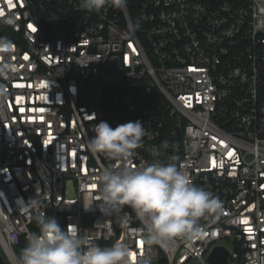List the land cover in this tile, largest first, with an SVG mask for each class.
Listing matches in <instances>:
<instances>
[{
    "label": "built area",
    "instance_id": "obj_1",
    "mask_svg": "<svg viewBox=\"0 0 264 264\" xmlns=\"http://www.w3.org/2000/svg\"><path fill=\"white\" fill-rule=\"evenodd\" d=\"M1 34L13 42L0 53L9 66L0 76V249L10 264L40 213L101 247L127 245L134 264H209L217 245L233 264H264L261 0H128L98 12L80 0H0ZM137 120L147 135L130 167L176 163L222 204L190 243L148 245L130 208L98 207L97 176L114 162L87 150L93 128Z\"/></svg>",
    "mask_w": 264,
    "mask_h": 264
},
{
    "label": "clouds",
    "instance_id": "obj_2",
    "mask_svg": "<svg viewBox=\"0 0 264 264\" xmlns=\"http://www.w3.org/2000/svg\"><path fill=\"white\" fill-rule=\"evenodd\" d=\"M128 0H80L88 11H100L105 6L124 9ZM13 42L0 37V53H8ZM9 66L0 64V76L7 75ZM0 88V101L4 99ZM95 135L86 144L93 155H102L114 162L97 176L101 212L119 214L127 206L140 221L142 238L146 244H164L172 240L190 243L201 235V221L212 222L223 212L218 197L196 186L189 176L173 162L159 160L145 166L128 165L147 135L144 124L129 121L112 128L101 121L93 128ZM154 156L160 153L154 151ZM118 162V163H115ZM38 201L31 200L33 207ZM37 232L16 256L15 264H134L132 251L117 242L101 247L75 229L64 228L55 218L44 213L35 217Z\"/></svg>",
    "mask_w": 264,
    "mask_h": 264
},
{
    "label": "water",
    "instance_id": "obj_3",
    "mask_svg": "<svg viewBox=\"0 0 264 264\" xmlns=\"http://www.w3.org/2000/svg\"><path fill=\"white\" fill-rule=\"evenodd\" d=\"M209 264H233L230 262V251L223 245L215 246L208 255ZM188 264H199L197 262H191Z\"/></svg>",
    "mask_w": 264,
    "mask_h": 264
},
{
    "label": "trees",
    "instance_id": "obj_4",
    "mask_svg": "<svg viewBox=\"0 0 264 264\" xmlns=\"http://www.w3.org/2000/svg\"><path fill=\"white\" fill-rule=\"evenodd\" d=\"M0 37H4V36L1 34ZM0 264H10V262L6 259L4 253L1 249H0Z\"/></svg>",
    "mask_w": 264,
    "mask_h": 264
},
{
    "label": "rangeland",
    "instance_id": "obj_5",
    "mask_svg": "<svg viewBox=\"0 0 264 264\" xmlns=\"http://www.w3.org/2000/svg\"><path fill=\"white\" fill-rule=\"evenodd\" d=\"M264 3V0H261ZM224 243H226L228 246L232 247V242L231 241H224Z\"/></svg>",
    "mask_w": 264,
    "mask_h": 264
},
{
    "label": "snow or ice",
    "instance_id": "obj_6",
    "mask_svg": "<svg viewBox=\"0 0 264 264\" xmlns=\"http://www.w3.org/2000/svg\"><path fill=\"white\" fill-rule=\"evenodd\" d=\"M27 57H25V59H26ZM232 153H229V155H231ZM214 164H215V162H213ZM245 223H246V221H244ZM142 243V242H141ZM133 258H134V256H133Z\"/></svg>",
    "mask_w": 264,
    "mask_h": 264
}]
</instances>
